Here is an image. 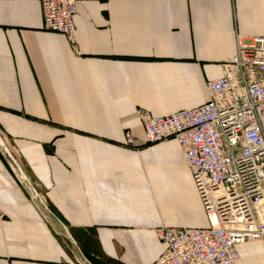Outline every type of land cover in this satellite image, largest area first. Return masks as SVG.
I'll return each mask as SVG.
<instances>
[{"label": "crops", "instance_id": "crops-1", "mask_svg": "<svg viewBox=\"0 0 264 264\" xmlns=\"http://www.w3.org/2000/svg\"><path fill=\"white\" fill-rule=\"evenodd\" d=\"M74 26L72 46L38 0H0V137L51 213L0 150V264H154L156 228L207 220L176 140L148 143L135 110L206 102L264 0H82ZM236 249L264 264V241Z\"/></svg>", "mask_w": 264, "mask_h": 264}, {"label": "built area", "instance_id": "built-area-1", "mask_svg": "<svg viewBox=\"0 0 264 264\" xmlns=\"http://www.w3.org/2000/svg\"><path fill=\"white\" fill-rule=\"evenodd\" d=\"M38 1L43 28L75 46L74 15L82 0ZM205 87L207 101L193 108L164 116L135 110L148 143L176 140L207 220L205 227L156 228L163 250L154 264H237V244L264 241V35L237 34L235 54ZM125 144L134 146L128 131ZM0 150L29 197L48 211L1 137Z\"/></svg>", "mask_w": 264, "mask_h": 264}]
</instances>
